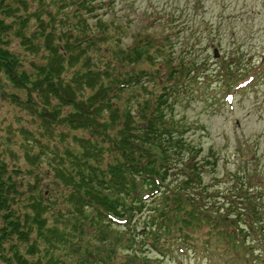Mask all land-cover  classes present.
Instances as JSON below:
<instances>
[{
  "label": "trees",
  "instance_id": "1",
  "mask_svg": "<svg viewBox=\"0 0 264 264\" xmlns=\"http://www.w3.org/2000/svg\"><path fill=\"white\" fill-rule=\"evenodd\" d=\"M38 2L30 11L27 0H0V85L4 80L24 90V100L14 92L9 93L10 98L37 116L41 137L54 140L59 128L62 140L78 129L89 136L75 133L78 148L63 146L62 156H58V147L46 145V152L52 156L48 170L70 186L67 211L58 209V215L64 213L69 220L63 228L51 223L49 213L59 201L48 191L34 195V185L29 190L23 188L24 184L17 181L18 169L0 159V262L106 264L114 260V250L123 245L131 252L121 264H135L133 252H144V246L165 256L168 244L191 243L201 235L209 238L217 230V235L226 238V247L237 249L240 242L246 245L247 229L264 232L262 191L256 192V199L248 194L252 190L246 191L240 199L245 203L237 207H230V203L226 209L214 205L215 213H221L217 216L204 211V206L209 207L204 202H195L188 190L195 188V179L200 183L204 166L210 162L204 157L198 159L201 148L193 147L185 136L192 126L176 117L173 107L175 101L187 100L199 86L208 88L214 78H224L229 88L234 87L244 77L236 76L239 63L235 57L227 66L221 65V77L207 58L180 57L177 63L165 59V77L155 92L150 89L156 80L154 71L140 69L127 77H111L113 69L108 63L102 68L92 61L97 37L91 31L102 40L108 30L107 21L100 17L95 25L88 23V15H99L97 0ZM67 9L70 11L66 14ZM12 36L20 39L21 51L33 58L9 47ZM150 42L151 38L145 46L138 45L129 52L130 59L147 55L154 61V53L150 57L152 48L159 56L164 54L162 45L156 48ZM118 54L123 59L127 56L123 51ZM128 92L126 99L120 100ZM56 159L61 161L54 164ZM182 167L190 171L175 184L170 174ZM160 196L166 203L154 204ZM187 205L194 210L184 216L180 211ZM244 212L249 213L248 224ZM170 214L174 219L169 225L166 219ZM90 234L101 243L99 247L92 243ZM59 249L63 253L56 252ZM243 256L248 258L246 249L236 254L239 260ZM159 259L147 256L145 263Z\"/></svg>",
  "mask_w": 264,
  "mask_h": 264
},
{
  "label": "rangeland",
  "instance_id": "2",
  "mask_svg": "<svg viewBox=\"0 0 264 264\" xmlns=\"http://www.w3.org/2000/svg\"><path fill=\"white\" fill-rule=\"evenodd\" d=\"M27 1L30 11L39 5L38 0ZM108 1L97 0L99 15H88V23L95 25L99 17L108 23L102 40L100 35L91 31L97 37L96 49L91 51V56L92 61L100 63L102 68L105 63L112 67L111 77H127L140 69L154 71L156 80L151 82L150 89L156 92L159 81L165 77L166 70L162 65L165 59L177 63L180 57L190 60L195 58L193 56L207 58L212 68L216 69L214 72L217 76L224 73L221 65L227 66L232 57L239 63L236 76H248V73L256 75L255 80L246 87H236L237 83L234 88L238 89L235 90L228 89V80L214 78L208 88L199 86L189 94L187 100L178 99L173 105L176 117L184 118L192 126L185 136L193 147L201 148L198 159L204 157L210 162H205L200 183H196L199 178L195 179V188L188 190L195 202H204L209 206H204V211L209 214L212 211L217 216L221 213H215L214 205L221 204L226 209L229 203L233 204L230 207H237L240 202L244 204L240 199L246 191L252 190L248 194L256 199L259 191L264 192V0H115L113 4ZM68 11L70 9L66 10V14ZM11 38L9 47L27 56L26 52L21 51L20 39L16 36ZM149 38L150 45L156 48L163 46L164 54L159 56L152 48L150 57L154 53L155 62L147 55L131 60L128 53L137 49L138 45L145 46ZM214 49L219 52L218 56L214 55ZM119 51L127 56L123 59ZM27 58L33 56L28 54ZM34 59L39 61V55ZM228 91L234 93V99L227 98ZM12 92L23 100L26 97L24 90L15 89L3 80L0 85V159L5 160L12 169H18L17 181L24 184L23 188L29 190L28 187L34 185V195L39 191H48L46 193L59 201L51 209L54 212L49 213L52 215L51 223H59L63 228L65 222H69L64 213L70 204V186L48 170L52 165V156L46 152V145L58 147L61 150L58 156H62V148H78V143L74 142L75 133L81 136H89V133L83 129L72 130L62 140L58 136L61 133L59 128L54 140L41 137L37 132V116L15 104L10 98L9 93ZM133 93L137 96V92ZM127 94L129 92L124 93L120 100L126 99ZM68 111L69 108L66 109ZM107 159H104V163ZM60 161L56 159L54 164ZM187 171L190 170L182 167L177 173L172 172L170 178L177 184L186 177ZM175 186L172 184V188ZM33 196H29L30 199ZM147 201V205H151V200ZM157 203L161 205L166 202L160 196L154 201V204ZM260 203L264 206V199ZM61 208L64 213L59 216L58 209ZM184 208L180 211L181 214L184 212V216L188 214L187 211L192 213L194 210L192 205ZM223 211L225 213L226 210ZM244 213L245 224H248L249 213ZM170 216L166 219L169 225L174 219L173 214ZM120 228L124 229L125 226L121 225ZM246 231V245L245 241L240 242L237 249L226 247V238L217 235L215 230L209 238L201 235L194 237L191 243L168 244L165 256L151 246H144V252H133L134 262L146 264L145 258L148 256L160 258L152 264H264L261 229L255 231L250 228ZM90 238L94 245H101L91 234ZM245 249L248 258L244 259L243 256L237 259L236 254H243ZM56 252L63 253L60 249ZM128 252L131 250L119 245L114 250V260H107L106 264H121Z\"/></svg>",
  "mask_w": 264,
  "mask_h": 264
},
{
  "label": "water",
  "instance_id": "3",
  "mask_svg": "<svg viewBox=\"0 0 264 264\" xmlns=\"http://www.w3.org/2000/svg\"><path fill=\"white\" fill-rule=\"evenodd\" d=\"M218 54H219V52L216 49H214V55L218 56Z\"/></svg>",
  "mask_w": 264,
  "mask_h": 264
}]
</instances>
